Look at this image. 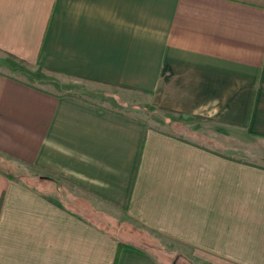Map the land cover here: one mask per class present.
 Returning a JSON list of instances; mask_svg holds the SVG:
<instances>
[{
  "label": "crops",
  "instance_id": "1",
  "mask_svg": "<svg viewBox=\"0 0 264 264\" xmlns=\"http://www.w3.org/2000/svg\"><path fill=\"white\" fill-rule=\"evenodd\" d=\"M0 158V264H264V0H0Z\"/></svg>",
  "mask_w": 264,
  "mask_h": 264
},
{
  "label": "rangeland",
  "instance_id": "2",
  "mask_svg": "<svg viewBox=\"0 0 264 264\" xmlns=\"http://www.w3.org/2000/svg\"><path fill=\"white\" fill-rule=\"evenodd\" d=\"M53 88H55V90H58V91H69V92L81 93L98 102L102 101V102L108 103L109 105L119 108V109L127 108V107H123L120 103H117V101L114 100V97L107 91H89V90L80 89V88L77 90L73 87H67V86H53ZM132 101H129V102H132ZM0 169L6 172H10L12 173V175L21 177V178L22 177L37 178L40 174H44V173L38 172L37 170L31 169V168H29L28 171H26L25 169H22L14 164H11V162L8 161V159H3V158H0ZM157 253L160 255V257L164 258V260L166 259L165 261L168 262L169 264H185L181 261V256H180L179 251L171 252V253L168 252L169 255H167L164 251L162 252L158 251Z\"/></svg>",
  "mask_w": 264,
  "mask_h": 264
},
{
  "label": "trees",
  "instance_id": "3",
  "mask_svg": "<svg viewBox=\"0 0 264 264\" xmlns=\"http://www.w3.org/2000/svg\"><path fill=\"white\" fill-rule=\"evenodd\" d=\"M114 262H115V259H114Z\"/></svg>",
  "mask_w": 264,
  "mask_h": 264
}]
</instances>
